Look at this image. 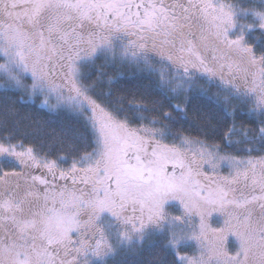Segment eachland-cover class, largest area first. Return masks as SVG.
Here are the masks:
<instances>
[{
    "label": "snow or ice",
    "instance_id": "1",
    "mask_svg": "<svg viewBox=\"0 0 264 264\" xmlns=\"http://www.w3.org/2000/svg\"><path fill=\"white\" fill-rule=\"evenodd\" d=\"M0 264H264V0H0Z\"/></svg>",
    "mask_w": 264,
    "mask_h": 264
},
{
    "label": "trees",
    "instance_id": "2",
    "mask_svg": "<svg viewBox=\"0 0 264 264\" xmlns=\"http://www.w3.org/2000/svg\"><path fill=\"white\" fill-rule=\"evenodd\" d=\"M33 106H35V104H34ZM41 110H42V111H47V110H46V109H44L43 107H41Z\"/></svg>",
    "mask_w": 264,
    "mask_h": 264
}]
</instances>
